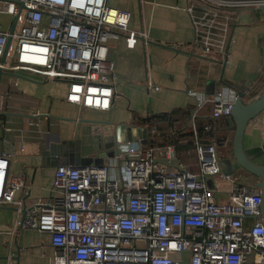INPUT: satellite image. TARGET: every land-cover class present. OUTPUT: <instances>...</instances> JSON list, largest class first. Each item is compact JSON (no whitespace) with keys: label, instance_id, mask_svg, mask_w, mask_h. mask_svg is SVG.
<instances>
[{"label":"built area","instance_id":"1","mask_svg":"<svg viewBox=\"0 0 264 264\" xmlns=\"http://www.w3.org/2000/svg\"><path fill=\"white\" fill-rule=\"evenodd\" d=\"M182 1L193 28L192 52L215 64L227 57L230 25L264 3ZM3 15L9 16L6 25ZM131 19L129 10L108 0H0V74L21 71L65 82L66 102L107 111L118 79L111 43L133 49L148 41ZM263 65L254 94L244 91L245 101L264 89ZM187 93L195 101L180 133L192 131L195 169L178 160L175 144L156 143L154 121L146 123L144 144L134 131L101 165H57L47 201L27 205V186L8 174L9 158L0 155V206L20 214L17 227L48 235L53 264H264L260 190L219 167L217 144L228 145L225 124L238 93L222 84L211 97ZM208 105L209 113H202ZM165 123L175 138L178 127L170 118ZM198 124L206 138L198 136ZM250 124L261 126L264 141V111Z\"/></svg>","mask_w":264,"mask_h":264},{"label":"crops","instance_id":"2","mask_svg":"<svg viewBox=\"0 0 264 264\" xmlns=\"http://www.w3.org/2000/svg\"><path fill=\"white\" fill-rule=\"evenodd\" d=\"M108 1L112 4L114 0ZM184 6L182 0H132L130 6H117L131 12V26L144 28L148 41L137 42L138 47L135 45L133 49L125 48L121 41L111 43L109 56L118 79L114 87L116 96L107 111L66 102L65 82L42 81L38 75L21 71L0 74V155L9 158L8 174L27 186L29 194L24 199L27 205L50 197L57 166L51 163L56 155L43 157L41 154L49 145L65 143L67 149H72L69 160L75 166L101 165L114 155L123 142L110 150H104V144L99 149L90 131L91 121L110 123L113 127L129 125L134 132L138 127L146 129L144 114H165L180 133L195 101L188 90L211 97L222 81L254 94L251 88L261 78L260 65L264 64L261 54L264 24L257 19L258 13L244 11L230 25L223 67L224 61L211 63L192 52L193 28ZM253 15L258 25L253 23ZM148 82L159 88L148 87ZM208 106L203 109L204 113H209ZM42 117L48 124L42 122ZM226 124L229 142L232 129L229 122ZM21 128L24 131L20 133ZM261 131V126L248 125L243 147L252 160L264 164ZM165 132L172 143L174 137H169L167 125ZM121 133V139L126 137V132ZM181 142L184 149L177 148L178 160L195 169L193 146L185 139ZM217 146L218 154H224L219 143ZM19 216L15 209L0 206V264H53L54 249L48 235L17 227Z\"/></svg>","mask_w":264,"mask_h":264},{"label":"water","instance_id":"3","mask_svg":"<svg viewBox=\"0 0 264 264\" xmlns=\"http://www.w3.org/2000/svg\"><path fill=\"white\" fill-rule=\"evenodd\" d=\"M137 1L139 2L140 0ZM255 11L259 14L264 24V3L259 4ZM13 28L14 24H12L9 30L10 34L12 33ZM10 39V36H8L5 51L10 44ZM227 50L228 48H226V53ZM3 60L4 56L2 57L1 61ZM225 61L222 63L223 67L225 65ZM221 84L234 88L238 93V97L232 106L230 117L227 119L230 129L233 131L230 154L232 159V168L235 174L238 171L243 170L254 177V185L260 190L261 194L259 219L263 221L264 224V164H260L252 160L246 154L243 147V137L249 122L264 111V89L255 98L251 99L250 101H245L243 99V87H235L222 81ZM90 123L92 124V127H90L91 134L95 137L94 142L99 149L102 148V145L104 144V150H110L114 148L116 144L122 142L124 143L130 140L132 130L131 126L129 125L121 124L113 127L110 123H105L102 121H91ZM121 132H126V137H122L121 139ZM71 153L72 149H67V145L65 143H60L58 145H49V149L43 150L41 154L43 157L48 156L49 154L51 156L56 155L55 161L51 164L75 166L71 164L69 160ZM4 258L6 259L7 257Z\"/></svg>","mask_w":264,"mask_h":264},{"label":"trees","instance_id":"4","mask_svg":"<svg viewBox=\"0 0 264 264\" xmlns=\"http://www.w3.org/2000/svg\"><path fill=\"white\" fill-rule=\"evenodd\" d=\"M255 96H254V98H255ZM208 108H210V105L208 106ZM174 113L175 112H173V114ZM202 113H204V112H202ZM168 118H169L168 115H165V114H155V115H150V116L148 115L146 118L143 119V121L145 123H147V124L153 123L154 121H159L157 123V126H158V134H157V138H156V143H158V144H162V145L169 144V140L167 139V134L165 132V125H167L165 123V121L167 122ZM225 126H227V124H225ZM197 133H198V136L199 137L206 138L205 133H203V130H202V127H201L200 124H198ZM232 135L233 134H232V130H231L229 142H228V145H227L228 146V149H227L228 154H231V140H232ZM181 138L185 139L186 142L188 144H190V146H193V134H192V131L191 130L186 129L183 132L178 133L175 136V138L171 140V141H173L172 143L175 144L177 148H179V151H181L182 149H184V146L181 145V144H179L181 141H183V139L181 140ZM238 173H241V176L245 177L246 179H247V177H249L250 178V183L251 184L252 183L254 184L255 179H254V177L252 175L248 174L247 172H245L243 170L238 171L236 174H238Z\"/></svg>","mask_w":264,"mask_h":264},{"label":"rangeland","instance_id":"5","mask_svg":"<svg viewBox=\"0 0 264 264\" xmlns=\"http://www.w3.org/2000/svg\"><path fill=\"white\" fill-rule=\"evenodd\" d=\"M130 2H132V0H114V1H112V4H113V6H115L114 3L117 6L121 5V4L122 5L125 4V5L130 6ZM257 19L261 20L260 17L257 18ZM257 19H256V17H254V15L252 16L253 23L258 25ZM1 20H2L3 24L6 25L9 22V16L8 15H3V17H1ZM136 46L138 47V45H136ZM261 47H262L261 54H262V56H264V43L261 44ZM135 53H136V51L134 52V54ZM237 87H240V86L237 85ZM137 133L139 135L141 143L144 144L146 142V140H147V130L145 129V127H138ZM232 134H233V132H232ZM227 149H228V146L226 148H223V151H225L224 154H219V167H220V171H221L222 174H224V175H233L234 170L232 168V159H231V155L228 154V151H226ZM221 151H222V149H221ZM234 176H235V179L237 181H242L241 173L234 174ZM246 182L248 184H251L249 177H247ZM207 183H208L209 186L212 185V182L210 180Z\"/></svg>","mask_w":264,"mask_h":264}]
</instances>
